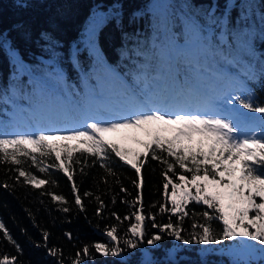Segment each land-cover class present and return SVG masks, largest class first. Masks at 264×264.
<instances>
[{
  "label": "trees",
  "instance_id": "1",
  "mask_svg": "<svg viewBox=\"0 0 264 264\" xmlns=\"http://www.w3.org/2000/svg\"><path fill=\"white\" fill-rule=\"evenodd\" d=\"M114 3L122 6L121 18L99 31L97 57L85 45L86 29L94 12H107ZM262 13L264 0H0V135H14L13 127L16 134L60 131L64 124L81 120V112L89 117L87 108L94 117L126 115L128 88L144 99L158 88L163 98L170 84L185 96L197 88L204 97L219 98L226 108L234 107L259 123L260 114L239 104L227 105L225 100L231 96L247 100L251 94L254 106H264V78L248 79L264 67ZM162 75L164 81L159 83ZM128 137L131 146L111 140L142 151L135 140L147 138L131 130ZM36 156L38 162L44 161L41 167H57L41 172L23 156L20 165L0 162V223L10 235L9 240L0 231V258L16 257L15 264H72L77 252L83 264H142L145 252L155 264H237L248 258L249 250L242 243L251 241L185 245L153 228L154 222L162 225L171 220L175 225L178 216L159 211L161 204L171 207L164 198L166 165L150 156L142 157L140 189L133 183L138 182L135 169L115 154L102 160L74 153L67 162L71 181L54 154ZM17 168L47 183L33 187L24 177L18 178ZM175 171L181 170L177 166ZM138 194L142 214L154 217L145 221L143 242L131 250L121 241L117 257L96 253L97 242L111 246L106 230L112 227L118 229V237L129 238L126 231L135 222L132 213L141 208V203L133 205ZM52 195L64 197V202L54 201ZM76 195L81 205L75 203ZM205 208L194 202L187 206L189 215L180 225L185 239L193 222H203L199 214ZM212 227L220 231L222 225L214 220ZM153 234L162 239L149 246L146 241ZM86 245L90 257L82 255ZM50 249L58 254L50 255ZM250 264L264 262L256 253Z\"/></svg>",
  "mask_w": 264,
  "mask_h": 264
},
{
  "label": "snow or ice",
  "instance_id": "2",
  "mask_svg": "<svg viewBox=\"0 0 264 264\" xmlns=\"http://www.w3.org/2000/svg\"><path fill=\"white\" fill-rule=\"evenodd\" d=\"M121 7L114 3L107 12L93 13L86 29L85 45L97 57L98 33L107 23L119 22ZM260 19L264 26V13ZM42 36L50 39L47 34ZM261 78H264V67L258 75L255 72L248 75V79L253 82ZM242 90L246 89L242 87ZM251 100V94L247 100L240 96H231L225 103L239 104L241 109L260 114L259 123L234 107L225 108L217 105L213 97H203L194 101L191 92L187 96L173 98L171 101L151 96L144 100L133 99L129 102L126 115L114 114L108 119L89 117L79 127L64 132L46 133L40 130L36 133L0 135V162L20 165L19 157H28L33 165L39 167L41 172H45L48 167L57 165L41 167L44 161L41 159L38 162L36 154L38 153L40 157L54 154L55 160L59 162L58 167L71 181L73 176L69 172L67 162L73 160L74 153L91 154L102 160H107L111 154H115L120 161L135 169L138 182L133 183L140 189L143 184L142 157L146 159L150 156L152 160L166 165L162 172L165 181L164 198L165 203L170 202L171 207L161 204L159 211L162 214L171 213L178 216L175 225L171 220L162 225L154 222L153 228H158L159 233H166L177 241L182 240L185 245H219L223 241H251L252 244L242 243V247L249 250L248 258L238 261L237 264H250L256 253L264 262V171H261L264 169V106H254ZM123 130H131L147 138L135 140L142 151L121 147L105 136L107 133ZM102 166L107 168V164ZM177 166L181 170L179 173L175 171ZM17 171L18 178L24 177L25 182L33 187L39 188L47 183L22 168H17ZM169 173H172L175 179L169 177ZM72 191L77 193L75 184ZM121 191L126 190L122 188ZM52 199L64 202L62 196L52 195ZM193 202L206 206L199 214L203 222H193L191 225L193 231L189 233V238L185 239L180 225L189 215L186 211L187 206ZM75 203L81 205L79 195L75 196ZM136 203H141V208L132 213L135 222L131 223L126 231L129 238L118 237V229L112 227L106 230L111 246L97 242L93 245L96 253L105 257L120 256L121 241L127 249L135 250L139 247L145 236V221L154 220V217L146 218L142 214L139 194L133 205ZM63 211L67 212L68 209L64 208ZM97 211L99 212V209ZM214 220L222 225L220 231L212 227ZM0 231H3L4 237L10 240V235L2 223ZM47 235L45 233V238ZM161 239L160 234H153L146 243L149 246H156ZM49 254L56 256L58 250L50 249ZM82 255L90 257L87 245L83 247ZM15 261L16 257L10 258L7 254L0 258V264H15ZM59 264L63 262L60 261ZM72 264H83L81 252H77ZM142 264H155L148 252L143 253Z\"/></svg>",
  "mask_w": 264,
  "mask_h": 264
},
{
  "label": "rangeland",
  "instance_id": "3",
  "mask_svg": "<svg viewBox=\"0 0 264 264\" xmlns=\"http://www.w3.org/2000/svg\"><path fill=\"white\" fill-rule=\"evenodd\" d=\"M158 90L159 89H156V90H154L153 91V93H152V95H150L151 97H154V98H157V99H160V96H159V92H158ZM196 93H197V88H195L194 89V91H193V94H195L196 95ZM182 94V92L180 91V89L178 88V87H176V86H172L171 84H170V89H169V92H168V95H167V97H169L167 100L168 101H170V100H172L173 98H179L178 96H180ZM177 96V97H176ZM197 96H193L192 98H193V100L195 101L197 98H196ZM130 100L129 101H132L133 99H140V100H143V99H141V98H139L138 97V95L136 94V93H133V92H131L130 91V93H129V97H128ZM171 98V99H170ZM180 98H182V97H180ZM215 99V101H216V103H217V100H219V98H214ZM217 105H219L218 103H217ZM223 107H225V104L222 102V104H221ZM89 113H90V111H89ZM91 114V113H90ZM98 118H100V119H103L102 117H100V116H97ZM86 119H85V117L83 118V120H82V123L85 121ZM67 130H69V128H67L66 126H64V128H63V130H62V132H64V131H67ZM17 130H13V132H16ZM128 132H129V135H130V130H123V131H121V132H117V133H107V134H105V136H106V138H114V139H116V140H120L121 142H123L124 144H126V145H132L131 144V142H132V140L130 139V137H128L129 135H128ZM124 134H126V135H124ZM128 135V136H127ZM237 175H239V173H237Z\"/></svg>",
  "mask_w": 264,
  "mask_h": 264
},
{
  "label": "bare ground",
  "instance_id": "4",
  "mask_svg": "<svg viewBox=\"0 0 264 264\" xmlns=\"http://www.w3.org/2000/svg\"><path fill=\"white\" fill-rule=\"evenodd\" d=\"M163 81H164V76L162 75L161 76V78H160V81H158L159 83H163ZM161 92V91H160ZM169 97H163V98H160V99H168ZM171 99V98H170ZM171 101V100H170ZM16 130V128L15 127H13L11 130Z\"/></svg>",
  "mask_w": 264,
  "mask_h": 264
}]
</instances>
